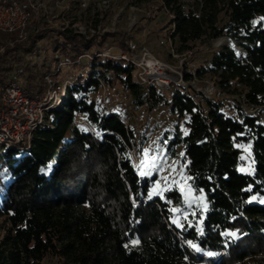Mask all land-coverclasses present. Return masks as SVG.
I'll use <instances>...</instances> for the list:
<instances>
[{"label": "trees", "instance_id": "16d2710c", "mask_svg": "<svg viewBox=\"0 0 264 264\" xmlns=\"http://www.w3.org/2000/svg\"><path fill=\"white\" fill-rule=\"evenodd\" d=\"M145 1L155 2L170 19L179 54L194 50L199 41L228 37L197 75L211 74L225 94L264 110V0L135 3ZM73 2L83 8L81 0ZM116 36L70 27L54 32L42 11L34 14L26 40L0 31V96L21 67L25 89L43 94L46 74L59 64L57 54L74 60L91 55L70 65L90 70L87 77L71 76L64 101L47 113L53 126L38 129L29 148L1 146L0 264H44L49 255L63 264H264L261 117L228 98L201 96L208 105L204 109L190 88L171 84L163 91L138 82L136 65L102 55L112 43L119 46L114 53H131L125 38ZM63 74L53 77L59 93ZM117 84L137 107L167 103L188 127L187 133L179 128L166 148L176 156L181 146L186 174L207 208L195 205L196 213L188 211L190 219L180 225L173 209L185 210L181 191L150 194L152 179L140 175L131 156L134 130L97 98ZM228 105L233 110L223 111Z\"/></svg>", "mask_w": 264, "mask_h": 264}, {"label": "rangeland", "instance_id": "374dc122", "mask_svg": "<svg viewBox=\"0 0 264 264\" xmlns=\"http://www.w3.org/2000/svg\"><path fill=\"white\" fill-rule=\"evenodd\" d=\"M44 1L47 7L45 16L47 26L54 32L64 27H70L84 33H94V30L99 33L114 32L117 34L116 38H125L126 43L133 40L139 45L136 55L140 60L144 55L143 48L146 47L152 56L184 74L192 73L188 72L191 70L197 75V70L200 67L208 66L213 52L221 44L230 41L228 37H221L211 42L199 41L191 55L189 53L181 55L173 48V42L169 38L172 27L170 19L165 13L158 10V5L155 2L145 1L137 4L135 0H111L109 7H100L95 2H91L88 7L79 8L73 2L74 0ZM70 6L71 9H68L67 7ZM109 47L112 49L119 48L114 43ZM42 54L45 52L37 57L39 64L42 62ZM49 54L52 55V52L49 51ZM89 70L90 67L88 66L85 68L65 66L62 72L65 79L68 78L72 81L73 73H84L87 77ZM196 77L197 79L194 78L195 82H188L187 86L194 88L191 94L195 96L198 103L202 101L204 109H207V102L201 98V96H205L199 92V89L202 90L206 82L212 81L214 78L211 74H207L203 78L198 75ZM160 88L167 91L170 86L163 85ZM97 98L101 99L108 111L119 112L134 130L135 138L131 144V156L140 175L143 178L152 179L150 194L165 197V194L170 190L178 189L181 191L185 210L176 211V222L180 225L185 220L190 219L187 213L188 211L196 213V209H193L195 205L207 208V201L195 194L191 180L186 174V163L182 157L181 146L177 147L176 156L166 148V144L175 138L179 128L184 133L188 131V127L184 126L179 115L172 112L170 105L165 102L158 105L147 101L143 106L137 107L133 96L118 84L108 88L107 91L102 90L97 94ZM226 103L228 104V102ZM226 109L228 111L233 110L230 105L223 108V111L226 112ZM256 113L264 123V110H259ZM78 118L83 124L87 121L84 116ZM246 152L249 154L247 147ZM2 234L3 231L0 229V236ZM44 264L63 263L49 255Z\"/></svg>", "mask_w": 264, "mask_h": 264}, {"label": "built area", "instance_id": "2783aa9c", "mask_svg": "<svg viewBox=\"0 0 264 264\" xmlns=\"http://www.w3.org/2000/svg\"><path fill=\"white\" fill-rule=\"evenodd\" d=\"M91 2H95L100 7H109L111 0H81V4L84 8L88 7ZM46 8L44 0H0V31L14 33L18 39L26 40L29 35V28L34 14L42 11L46 16ZM67 8L69 9L70 7ZM93 32L95 33L96 30ZM169 38L172 42V30ZM128 44L131 53L121 49L118 53H114L112 48H108L102 52V55L114 59H125L136 65L138 67V82L143 84L155 83L158 86H171V84L177 83L179 86L186 87L187 89V83H194V78L197 79L196 72L189 70L188 72H192L190 74L193 75V78L187 80L186 73L184 74L182 71L179 72L170 67V65L163 63L155 56H152L151 53L147 51L146 47L143 48L144 55L140 60L136 55L139 45L133 40L129 41ZM237 49L241 50L239 47H237ZM186 53L191 55L193 51H187ZM56 57L59 59V64L53 73L46 74L45 79L48 83V88L43 94L34 95L25 89L21 78V73L23 72L22 67L16 71L13 79L4 85L0 96V146L8 149L29 148L32 143L33 135L38 129L46 126H53V123L47 119V113L51 108L59 106V103H57L58 96L61 95V97H66L65 87L73 83L68 78L65 79L64 88L62 92L59 93L54 88V75L61 71L63 67L70 66L74 64V62L80 63L82 58L91 57V55L85 53L78 56L76 60L71 57L61 58L58 54ZM148 59L155 60L154 66L148 64ZM199 92L203 93L204 96L209 99H231L242 106L247 113L258 115V113H256L259 112L257 107L249 105L246 99L238 95L225 94V92L212 81H207L204 88L202 90L199 89ZM190 96L195 99L193 94ZM121 119L125 124H128L124 118L121 117ZM84 124L93 131L89 122L86 121ZM130 152L132 154L131 147ZM220 254L221 253L218 255Z\"/></svg>", "mask_w": 264, "mask_h": 264}, {"label": "bare ground", "instance_id": "6f19581e", "mask_svg": "<svg viewBox=\"0 0 264 264\" xmlns=\"http://www.w3.org/2000/svg\"><path fill=\"white\" fill-rule=\"evenodd\" d=\"M155 62V60H153V59H148V64L150 65V66H154V63ZM161 83H163V82H161ZM64 99H65V97H61V95H59L58 96V99H57V103H59L58 105H60L63 101H64Z\"/></svg>", "mask_w": 264, "mask_h": 264}, {"label": "snow or ice", "instance_id": "6c2138e0", "mask_svg": "<svg viewBox=\"0 0 264 264\" xmlns=\"http://www.w3.org/2000/svg\"><path fill=\"white\" fill-rule=\"evenodd\" d=\"M243 170V169H242ZM189 207H191V204H189ZM173 211H179L178 209H173ZM176 221H174L175 223ZM231 235L235 236V233H232ZM139 241H133V244H138ZM193 247H195V245H193Z\"/></svg>", "mask_w": 264, "mask_h": 264}]
</instances>
